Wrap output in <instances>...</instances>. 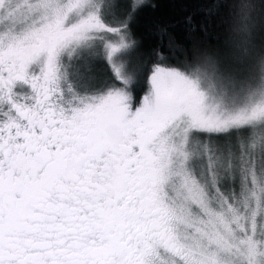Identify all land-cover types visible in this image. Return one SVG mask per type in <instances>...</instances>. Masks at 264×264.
Wrapping results in <instances>:
<instances>
[{"label":"snow or ice","instance_id":"obj_1","mask_svg":"<svg viewBox=\"0 0 264 264\" xmlns=\"http://www.w3.org/2000/svg\"><path fill=\"white\" fill-rule=\"evenodd\" d=\"M147 7L0 0V264H264V0Z\"/></svg>","mask_w":264,"mask_h":264},{"label":"trees","instance_id":"obj_2","mask_svg":"<svg viewBox=\"0 0 264 264\" xmlns=\"http://www.w3.org/2000/svg\"><path fill=\"white\" fill-rule=\"evenodd\" d=\"M207 0H146L148 7L144 11L145 20L182 21L191 14L197 22L200 38L209 46L219 45L223 49L224 36L221 12L206 11ZM224 2V0H220ZM156 5V7H152ZM183 36H178L182 40Z\"/></svg>","mask_w":264,"mask_h":264}]
</instances>
